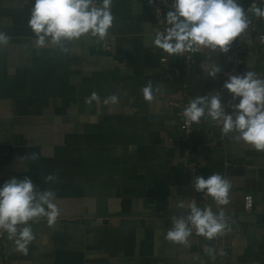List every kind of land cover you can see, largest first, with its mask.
<instances>
[{
	"label": "crops",
	"instance_id": "1",
	"mask_svg": "<svg viewBox=\"0 0 264 264\" xmlns=\"http://www.w3.org/2000/svg\"><path fill=\"white\" fill-rule=\"evenodd\" d=\"M32 2L0 0V32L9 37L0 47V184L29 177L55 193L59 216L53 225L46 217L30 222L26 253L6 235L0 264H264V151L201 118L191 140L219 142L194 158L177 140L181 116L170 105L186 86L191 100L222 92L230 111L231 97L220 89L228 53L187 52L202 64L197 71L185 54L172 56L178 72L167 70L152 44L157 27L145 0H113L114 24L103 40L41 46L28 27ZM238 45L240 70L263 78L264 42L248 28L230 50ZM212 64L221 68L215 78L207 74ZM149 83L151 101L143 94ZM93 93L98 100L89 104ZM113 95L117 102L105 104ZM213 174L230 184L226 205L194 189L195 176ZM48 175L55 181L46 182ZM193 204L223 211L227 228L212 239L191 235L186 245L167 240L173 217Z\"/></svg>",
	"mask_w": 264,
	"mask_h": 264
},
{
	"label": "clouds",
	"instance_id": "2",
	"mask_svg": "<svg viewBox=\"0 0 264 264\" xmlns=\"http://www.w3.org/2000/svg\"><path fill=\"white\" fill-rule=\"evenodd\" d=\"M112 2L33 0L28 27L41 46L49 42L61 46L65 41L79 40L84 36L103 40L114 24ZM260 3L264 4V0ZM249 13L264 19V7L255 2L246 11L240 0H172L165 17L166 27L163 31L154 30L152 44L169 56H182L201 48L228 53L237 38L249 28ZM8 42L7 34L0 32V47ZM220 72L221 68L216 64L207 68V74L212 78ZM223 89L231 97L230 111H226L222 92H217L190 100L183 110L184 118L191 123H199L203 118L219 124L222 134H232L235 140L264 151V78L254 71L228 74ZM143 94L146 100L153 99L151 83L143 89ZM97 100L96 93H93L86 102L90 104ZM117 100L118 97L113 95L104 103L114 104ZM32 158L35 159V155ZM45 180L54 182L55 177L48 175ZM194 189L211 196L217 205L229 202L230 184L220 174L208 178L195 176ZM54 201L53 191L39 189L27 176L13 177L0 184V231L6 232L9 240L14 241L16 250L27 252L34 238L31 221L46 217L48 225L56 222L59 208ZM177 207H184L183 202L177 201ZM226 228L223 211L214 214L210 208L201 209L193 204L186 218L173 217L172 227L165 238L186 245L193 229L197 235L212 239Z\"/></svg>",
	"mask_w": 264,
	"mask_h": 264
},
{
	"label": "built area",
	"instance_id": "3",
	"mask_svg": "<svg viewBox=\"0 0 264 264\" xmlns=\"http://www.w3.org/2000/svg\"><path fill=\"white\" fill-rule=\"evenodd\" d=\"M145 1L151 7L154 13L157 30L163 31L164 28L166 27V20H165L166 16H164L163 8L166 6H171L172 0H151V3L149 2V0H145ZM94 2L99 4L100 0H94ZM254 2L257 4V6L264 7V4H261L260 0H248L247 4H241V5L247 11V9L250 8ZM249 18L251 20L249 29L258 36L260 41L264 40V28L261 26V23L262 21H264V19L257 18L251 13H249ZM239 47H240L239 45L233 46L232 49L227 54L228 66L224 72V75H225L224 82L228 74L238 75V74L243 73L240 70V65L242 64V58H241V51L239 50L240 49ZM101 48H103L104 50H110L111 46L107 42H102ZM171 57L172 56H169L168 54L163 52V55L161 56L160 61L167 70L177 73L178 68L173 65V60L171 59ZM184 60L187 66L192 71H197L199 68H202L201 67L202 64L188 53H185ZM223 84L220 88L221 91H223L227 95H230L227 90L223 89ZM184 91L185 92L183 96L178 100H171L170 105L173 107H176L181 116L180 132L178 134L177 140L179 141V143H182V144L184 143L186 146H189L190 148H192L193 150L192 157L195 158L197 157V155L203 153L206 149H209L217 145L219 142V139L214 136H211L209 140L202 142V143H195L193 142V140H191V135L195 127V123L186 121V119L183 116V110L187 106L189 101L191 100L190 96L186 93V86L184 88ZM0 127H1V119H0ZM188 165L191 170V173H193L194 175L197 174L198 170H197L195 161L189 162ZM244 205H245L246 211L252 210L253 205H254L252 194L248 193L245 195ZM189 212L190 210L185 211L184 213L180 215V217L186 218ZM6 235H7L6 232L0 231V248H4L6 246V241H7ZM192 235L196 237H201L200 235L196 234L194 229H193Z\"/></svg>",
	"mask_w": 264,
	"mask_h": 264
},
{
	"label": "water",
	"instance_id": "4",
	"mask_svg": "<svg viewBox=\"0 0 264 264\" xmlns=\"http://www.w3.org/2000/svg\"><path fill=\"white\" fill-rule=\"evenodd\" d=\"M235 43V42H234Z\"/></svg>",
	"mask_w": 264,
	"mask_h": 264
}]
</instances>
